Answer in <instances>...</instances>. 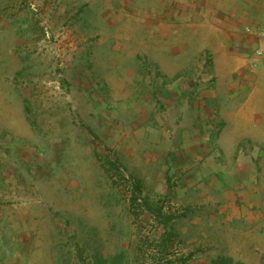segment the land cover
<instances>
[{
    "label": "crops",
    "instance_id": "crops-1",
    "mask_svg": "<svg viewBox=\"0 0 264 264\" xmlns=\"http://www.w3.org/2000/svg\"><path fill=\"white\" fill-rule=\"evenodd\" d=\"M43 22L59 37L53 49L34 39ZM262 29L264 0H0V162L79 151L70 105L107 171L120 162L174 215L164 228L149 213L163 232L208 264H262L264 64L247 58ZM74 180L71 193L58 184V201L4 181L0 264L50 263L38 234L57 232L53 211L70 200L79 214Z\"/></svg>",
    "mask_w": 264,
    "mask_h": 264
},
{
    "label": "rangeland",
    "instance_id": "rangeland-1",
    "mask_svg": "<svg viewBox=\"0 0 264 264\" xmlns=\"http://www.w3.org/2000/svg\"><path fill=\"white\" fill-rule=\"evenodd\" d=\"M31 24L35 25L36 22L31 21ZM38 27L39 29L35 27L38 34L34 39L40 43V47L55 48L59 37L52 33L49 25L44 22ZM44 27L49 33V38L44 36ZM67 107L72 120L71 130L74 131L68 140L80 150L50 151L49 159L44 157L47 163H41L39 154L29 153L30 160H37L39 164L26 165V168L20 164L12 166L3 156L9 153H2L0 189H6L3 187L4 181L14 178L16 186H12L11 190L17 195L22 194L35 200L41 197L42 192L49 191L51 199L57 192L58 184L71 193L73 180L80 181L79 214H73L76 212L77 202L73 204L70 200L64 209L53 211L56 214V223L60 226L57 232L38 234L47 238V249L42 250H46L52 258L49 264H157L152 255L157 257L158 254L154 255L158 252L151 245L159 243L163 227H158L149 212L140 211L137 216L134 215L130 203L133 182L130 175L121 171L120 162L117 161L114 169L107 171L104 163L106 153L98 154L95 151L94 140L82 122V117L76 110L73 111L70 105ZM64 159L79 164L76 167H64L61 162ZM125 177L129 179L125 180ZM143 188L150 203L155 205L158 201L157 194L149 190V185H143ZM53 198L58 201L56 196ZM53 203L56 206V202ZM173 213L177 214L176 210H173ZM180 227L178 223L173 225L176 232ZM179 237H174L175 241L173 240L169 250L170 255L166 256L167 260H175L182 254L192 253L186 264L209 263V259L201 260L202 252L197 246L189 245L186 248Z\"/></svg>",
    "mask_w": 264,
    "mask_h": 264
},
{
    "label": "trees",
    "instance_id": "trees-1",
    "mask_svg": "<svg viewBox=\"0 0 264 264\" xmlns=\"http://www.w3.org/2000/svg\"><path fill=\"white\" fill-rule=\"evenodd\" d=\"M129 178L125 177V180H127ZM132 180V178H130ZM132 194H131V198H130V203L132 206V211L134 213L135 216H137L139 214L140 211H144V212H149L151 215H153L156 219V221L159 224H162L164 226V228L167 226V223L174 218V215L171 213H165L162 211L161 205L159 204H151L148 197H144L141 194V188L139 183L135 182L134 180H132ZM174 236L171 233V231H167L165 230L164 232H162L160 234V241L158 244L155 245H151V247L155 248L157 250L158 253H156L154 256L157 257H153L152 258L155 259V261H157V264H163V263H167V262H180V264H186V260L190 258V256L192 255V253L188 254L187 256H181V257H177L175 260H167L166 256L169 254L170 255V251H169V247H170V242L173 240ZM146 241V240H145ZM210 264H233L231 262V260H228L227 258H218L214 261H212ZM236 264V263H235Z\"/></svg>",
    "mask_w": 264,
    "mask_h": 264
},
{
    "label": "built area",
    "instance_id": "built-area-1",
    "mask_svg": "<svg viewBox=\"0 0 264 264\" xmlns=\"http://www.w3.org/2000/svg\"><path fill=\"white\" fill-rule=\"evenodd\" d=\"M32 10L34 11L33 8H32ZM43 29H44V31H43L44 36L46 38H49V33L46 31V28L44 27ZM257 38H258V41L264 42V29L259 30L257 32ZM247 58L250 60L251 66L255 67L261 63L264 64V45L259 44L258 46H256L252 50H250L247 54Z\"/></svg>",
    "mask_w": 264,
    "mask_h": 264
}]
</instances>
